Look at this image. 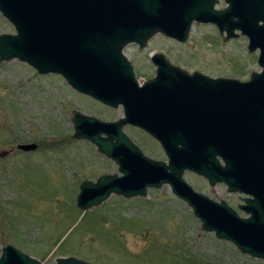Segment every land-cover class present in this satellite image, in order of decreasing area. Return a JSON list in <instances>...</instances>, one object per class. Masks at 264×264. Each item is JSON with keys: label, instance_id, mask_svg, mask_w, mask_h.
<instances>
[{"label": "water", "instance_id": "obj_1", "mask_svg": "<svg viewBox=\"0 0 264 264\" xmlns=\"http://www.w3.org/2000/svg\"><path fill=\"white\" fill-rule=\"evenodd\" d=\"M225 2L220 9V0H0L1 14L15 28V33H0V60L18 59L40 74L63 75L78 91L124 107V116L116 121L80 111L72 116L74 138L93 142L120 172L83 180L77 195L81 210L100 205L112 194L146 196L149 188L169 184L191 206L204 230L244 253L264 257L254 243L251 217L241 218L225 201L195 191L183 176L191 170L213 185L225 176H251L250 169H240L252 166L256 129L264 121V0ZM195 22L215 24L226 41L246 36L248 50L259 51L261 71L252 72L248 81H204L199 72L179 67L169 78L159 67L157 76L141 85L125 47L133 42L145 47L157 33L186 42ZM155 104L160 106L157 117L151 113ZM142 105L149 108L147 113ZM126 124L156 137L169 162L145 155L124 131ZM18 148L35 150L37 144ZM10 152L0 151V158ZM235 181L227 179L237 187ZM57 263L97 264L74 256L58 257ZM0 264L43 263L4 242Z\"/></svg>", "mask_w": 264, "mask_h": 264}, {"label": "rangeland", "instance_id": "obj_2", "mask_svg": "<svg viewBox=\"0 0 264 264\" xmlns=\"http://www.w3.org/2000/svg\"><path fill=\"white\" fill-rule=\"evenodd\" d=\"M217 7H225L224 1ZM0 33H15L1 13ZM136 44H128L124 54L141 79L151 75L146 57L157 49L168 50L183 67L212 76L245 80L261 70L258 51L249 52L247 37L226 41L213 24L195 23L186 42L159 36L146 50ZM74 108L111 120L124 116L123 106L109 109L80 96L58 74H40L18 59L0 60V151L13 149L0 158V255L9 242L43 264H58L61 256L97 264H260L204 230L167 184L149 188L143 197L112 194L98 206L79 209L83 180L120 172L93 142L74 138ZM125 128L149 156L163 158L154 141ZM25 143H36L37 149L18 150ZM184 177L217 201L232 198L192 172Z\"/></svg>", "mask_w": 264, "mask_h": 264}, {"label": "flooded vegetation", "instance_id": "obj_3", "mask_svg": "<svg viewBox=\"0 0 264 264\" xmlns=\"http://www.w3.org/2000/svg\"><path fill=\"white\" fill-rule=\"evenodd\" d=\"M159 36L162 37V39H166L168 41L178 42L177 39L168 37L164 34H156L155 36H153L149 40V44L154 38H157ZM147 45H148V43H147ZM147 45L145 47H141L139 44H136V46H138L141 50H146L147 47L149 46V45L148 46ZM156 55H158V56L155 57ZM171 55L172 54H170V52L168 50H158L157 49V50L151 51L149 53V56L146 57L147 64L152 69L151 75H148L144 79L139 78L138 74L136 72L137 71L136 66H134V70L137 74V77L139 78V83L141 85H143L146 82L150 81L151 79H154L157 76L159 67L166 70V75L169 78L176 76L175 69H174L175 67H179L182 70H186L189 73L199 72L200 74H202L204 76V77H202L204 81L207 79V77H210V78L211 77H223V75L212 76L211 74L206 73L203 70H200L197 68H193L192 70H190V69H188V67L181 66L178 62H176L174 60V58ZM252 72H254V71H252ZM252 72L250 73V77H251ZM61 77L63 78L67 87H69L76 94L83 96V97H86V98H89V99H92L96 102H99L100 104L106 106L109 109L115 108L112 105H108V104L101 102L100 100L88 95V94H85L81 91H78L77 89H75L73 86H71L69 84V82L67 81V79L64 76H61ZM250 77H249V79H250ZM249 79H245L243 81H247ZM145 98H146V96H145ZM143 105H142V108H143ZM159 107L160 106L157 104L152 106L153 111H151V113H153L154 117L156 116V114H157L156 110H157V108L159 109ZM143 109L146 113L149 111V108L144 107ZM143 109H142V112H143ZM123 110H125L124 107H123ZM75 111L82 112L78 108H74V109H72V116H73ZM82 113H84V112H82ZM142 114H144V113H142ZM87 115H89V114H87ZM91 115H93V114H91ZM147 115H149V114H147ZM94 116H96V115H94ZM150 116H151V114H150ZM96 117H98V116H96ZM98 118H100V117H98ZM71 119H72V117H71ZM101 119L106 120V121H114V119L111 120L110 118H102L101 117ZM125 127H127L128 129L132 128L135 130H139L141 133L146 135V137L148 139L154 141V143L157 144L158 148L163 153V158H157V157L152 156V155L149 156L150 153H148L146 150H144L142 145L132 138V136L128 133V131L126 130ZM124 130L132 138V140L139 145V147L141 148V150L144 152L145 155H147V156H149L155 160H161V161L169 162V157L166 153L165 148L161 144V142L156 137H154L152 134H150L148 131H146V130L138 127V126L132 125V124H126L124 126ZM256 134H258V137L256 139V144H255V148H254L252 166L249 168V165L245 164L243 166H248V167L240 169V171L242 170L241 172H243V173H245L248 169H250L251 176L250 175H249V177H247V176L245 177L243 175L242 176L239 175V177H234V176L227 177V176H225V179H223V181H218L213 185V184H211V182L208 178L201 176V175H198L195 172H192V173H194L197 176H199L200 178H202L207 183V185L212 187V188H214L216 186H218L219 188H223L224 194L232 197L230 199L223 198V201H225L229 205V207L233 208L241 218L251 217L250 226L254 228L253 234L255 237L254 238L255 246L258 248V250L260 252H264V249H263V246H264V121L259 122V126H257V129H256ZM18 145H17V147H18ZM8 150H10L11 152L13 151V149H8ZM18 150H21V149L18 148ZM23 151H25V150H23ZM29 151H33V150H29ZM220 161H221L222 166L226 165V162L224 159L223 160L220 159ZM239 164H241V163H239ZM189 172H191V171H189ZM227 179L230 181L236 180L235 183H236L237 187H234L233 185L230 186L229 183L227 182ZM246 180H248V181H246ZM194 188L196 189L195 186H194ZM197 191L202 192L200 190H197ZM249 191H251V192H249ZM202 193H205V192H202ZM205 194H207V193H205ZM207 195H209L213 199H216L213 196H211L210 194H207ZM220 201H222V200H220ZM243 254H245V253H243ZM251 257H253L257 263L264 264V257L253 256V255Z\"/></svg>", "mask_w": 264, "mask_h": 264}, {"label": "trees", "instance_id": "obj_4", "mask_svg": "<svg viewBox=\"0 0 264 264\" xmlns=\"http://www.w3.org/2000/svg\"><path fill=\"white\" fill-rule=\"evenodd\" d=\"M194 258V257H193ZM194 259H196V258H194Z\"/></svg>", "mask_w": 264, "mask_h": 264}]
</instances>
